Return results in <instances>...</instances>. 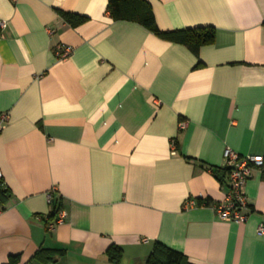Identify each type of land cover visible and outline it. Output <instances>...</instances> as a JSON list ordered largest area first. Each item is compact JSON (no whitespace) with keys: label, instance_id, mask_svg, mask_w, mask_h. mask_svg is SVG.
Instances as JSON below:
<instances>
[{"label":"crops","instance_id":"crops-1","mask_svg":"<svg viewBox=\"0 0 264 264\" xmlns=\"http://www.w3.org/2000/svg\"><path fill=\"white\" fill-rule=\"evenodd\" d=\"M145 1L160 31L211 27L212 42L195 55L112 21L107 0H0V264H145L154 243L194 264H264L261 170L244 222L217 218L228 187L213 173L227 148L264 156V0ZM49 196L65 214L52 230ZM41 249L61 255L42 263Z\"/></svg>","mask_w":264,"mask_h":264},{"label":"trees","instance_id":"trees-1","mask_svg":"<svg viewBox=\"0 0 264 264\" xmlns=\"http://www.w3.org/2000/svg\"><path fill=\"white\" fill-rule=\"evenodd\" d=\"M106 10L112 21H126L137 23L158 38L174 42L185 46L193 54L197 55L198 50L203 45L212 42L214 30L211 27H200L194 29H184L176 31H160L155 23L151 6L145 0H107ZM62 20L70 27H77L86 21V18L77 14L58 11ZM264 158V156H263ZM226 169L213 171L215 177L220 183L226 175ZM261 179L264 181V164L261 168ZM9 198V191L0 180V210L4 209L5 203ZM59 205L52 200L51 214L47 223L50 222L57 213ZM60 251H51L41 249L36 252L34 258L42 263L52 262ZM106 257L111 263H118L122 252L118 247L111 246L106 250ZM18 258H10L8 264L16 263ZM145 264H194L190 262L183 254L173 251L160 243H154Z\"/></svg>","mask_w":264,"mask_h":264},{"label":"built area","instance_id":"built-area-1","mask_svg":"<svg viewBox=\"0 0 264 264\" xmlns=\"http://www.w3.org/2000/svg\"><path fill=\"white\" fill-rule=\"evenodd\" d=\"M6 27L4 21H0V38L1 31ZM70 52L68 47L60 46L57 48V54L61 58H66ZM8 120V115L3 114L0 117V127H2ZM184 127V122H179V129ZM223 158V169H226V180L228 192L223 202L217 203L214 209L217 214V218L221 221H235L244 222L247 218L243 210L246 209L247 204L244 195V187L247 180L251 177V172L253 169L257 168L261 170L264 164V158L261 155L255 156H240L237 153L231 151L230 149H225L222 154ZM1 180V172H0ZM49 201L52 202L51 196H49ZM195 206L193 201H188L185 207ZM65 214L63 211H58L56 218L53 221L47 223V230H52L57 224L63 222ZM257 233L259 235L264 234V225L261 224L257 228Z\"/></svg>","mask_w":264,"mask_h":264}]
</instances>
